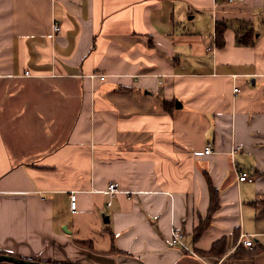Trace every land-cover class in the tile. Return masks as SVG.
<instances>
[{
    "label": "crops",
    "instance_id": "crops-1",
    "mask_svg": "<svg viewBox=\"0 0 264 264\" xmlns=\"http://www.w3.org/2000/svg\"><path fill=\"white\" fill-rule=\"evenodd\" d=\"M0 253L264 264V0H0Z\"/></svg>",
    "mask_w": 264,
    "mask_h": 264
},
{
    "label": "built area",
    "instance_id": "built-area-1",
    "mask_svg": "<svg viewBox=\"0 0 264 264\" xmlns=\"http://www.w3.org/2000/svg\"><path fill=\"white\" fill-rule=\"evenodd\" d=\"M230 1H237V0H230ZM61 29V26L59 23H54L53 25V30L54 32H59ZM26 75H31L30 71H26L25 72ZM104 77V76H103ZM234 92H240V88L238 86L234 87ZM212 151V145L208 144L205 147V152L206 153H210ZM236 170L238 172V176L239 179L241 181H253L254 178L249 174L248 171L246 170H242L239 167H236ZM118 183L117 182H112L109 184V192L112 194H115L117 192H119V187H118ZM71 208L75 209L76 208V194L72 193L71 194ZM241 243L249 248H253L254 247V241L253 238L251 237V235H247L246 233H242L241 234ZM171 244L173 245H179L181 247H183L184 249H186L187 251H191L193 252V250L188 247V245L185 242L184 239V232L181 229L175 228L172 231V239H171Z\"/></svg>",
    "mask_w": 264,
    "mask_h": 264
},
{
    "label": "water",
    "instance_id": "water-1",
    "mask_svg": "<svg viewBox=\"0 0 264 264\" xmlns=\"http://www.w3.org/2000/svg\"><path fill=\"white\" fill-rule=\"evenodd\" d=\"M0 262H12L15 264H56L47 261H39L35 259H29L24 257H18L10 254L0 253Z\"/></svg>",
    "mask_w": 264,
    "mask_h": 264
},
{
    "label": "trees",
    "instance_id": "trees-1",
    "mask_svg": "<svg viewBox=\"0 0 264 264\" xmlns=\"http://www.w3.org/2000/svg\"><path fill=\"white\" fill-rule=\"evenodd\" d=\"M218 33L221 36L222 31L218 28L217 29ZM219 205V201H218V194H217V190L214 187H211V205H210V214L216 210V208Z\"/></svg>",
    "mask_w": 264,
    "mask_h": 264
},
{
    "label": "rangeland",
    "instance_id": "rangeland-1",
    "mask_svg": "<svg viewBox=\"0 0 264 264\" xmlns=\"http://www.w3.org/2000/svg\"><path fill=\"white\" fill-rule=\"evenodd\" d=\"M7 263H9V264H15V263H12V262H7Z\"/></svg>",
    "mask_w": 264,
    "mask_h": 264
}]
</instances>
